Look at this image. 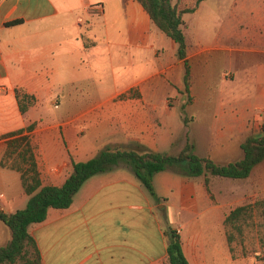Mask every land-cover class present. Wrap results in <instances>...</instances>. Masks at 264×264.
<instances>
[{
    "label": "crops",
    "instance_id": "1",
    "mask_svg": "<svg viewBox=\"0 0 264 264\" xmlns=\"http://www.w3.org/2000/svg\"><path fill=\"white\" fill-rule=\"evenodd\" d=\"M16 21L21 23L7 26ZM220 26L227 39L234 37L244 47L263 39L264 0H239ZM235 46L224 49L232 54ZM214 47L215 42L195 33L193 56ZM248 49L239 53L259 51ZM178 50L136 0H0V210H23L30 199L20 173L1 165L4 136L22 129L35 147L45 185H63L73 173L72 159L85 162L105 148L180 152L186 142H177L172 125L183 131L184 124H34L39 106L57 99L68 113L101 110L115 113L118 120L124 114L165 113L167 97L180 95L184 83L185 61ZM231 59L238 83L222 92L223 127L203 155L226 164L242 158L241 145L249 135H264V60L248 65ZM17 90L36 99L25 114ZM197 137H192L196 150ZM255 170L260 171L256 197L263 196L264 161ZM230 180L212 179L209 192L203 178L189 179L170 169L154 177L156 193L165 199L157 203L123 166L90 178L69 209H50L46 221L29 232L43 264H167L162 211L180 232L190 264H256L262 253L248 250L246 236H237L235 253L228 242ZM257 211L263 209L254 210L251 240L261 248L264 234L257 231ZM10 240V230L0 221V247Z\"/></svg>",
    "mask_w": 264,
    "mask_h": 264
},
{
    "label": "trees",
    "instance_id": "2",
    "mask_svg": "<svg viewBox=\"0 0 264 264\" xmlns=\"http://www.w3.org/2000/svg\"><path fill=\"white\" fill-rule=\"evenodd\" d=\"M149 14L153 24L168 38L179 46L178 57L185 61L184 84L186 91L190 89L192 68L188 53L193 46L184 30L185 14L196 12L200 4L207 0H195L192 8L181 9L174 0H136ZM20 21L8 23L7 26L20 24ZM20 111L25 114L34 105V96L17 90ZM33 128H27L30 131ZM25 129L7 134V148L1 161L2 167L17 171L21 175L23 191L30 197L27 207L14 213L6 214L0 210V221L10 230L11 240L0 247V264H43L37 241L30 234L29 228L34 224L46 221L50 209H69L74 198L83 185L93 176L114 171L120 167L129 168L140 180L157 202L160 198L154 187V177L170 169H175L189 179L203 178L208 191L214 178L244 180L251 176L254 168L264 161V135H249L241 149L243 157L227 164L216 163L210 157H202L195 151V145L187 138L184 148L178 154L153 151H137L127 149L105 148L94 158L77 162L72 159L73 173L61 186L45 185L36 159L35 147ZM264 207V200L254 205L236 207L225 220L228 242L232 253L234 243H238V235L245 233L247 227L253 229L254 210ZM264 216V210L262 211ZM243 222V223H242ZM242 223V224H241ZM258 231L264 232V223L258 225ZM168 236L167 264H190L183 248L180 232L171 225L166 228ZM243 242V240H240ZM262 261L264 263V235L260 239Z\"/></svg>",
    "mask_w": 264,
    "mask_h": 264
},
{
    "label": "rangeland",
    "instance_id": "3",
    "mask_svg": "<svg viewBox=\"0 0 264 264\" xmlns=\"http://www.w3.org/2000/svg\"><path fill=\"white\" fill-rule=\"evenodd\" d=\"M238 1L239 0H207L201 4L199 13L185 14L183 16L184 28L192 44L195 33L198 32L205 42H215V47L208 53L199 57L192 55L197 49L193 48V46L190 48L188 54V60L192 68L190 89L186 91L185 84L183 83L182 90L179 91L180 95L176 97H167L169 109L165 113L141 114L137 116V118L134 114H124L123 118L118 120L115 113H105L101 110L88 113H68L65 107L60 106L59 100L57 99L54 103L51 102L50 104H41V106H39V109L36 111L37 119L34 124H184L185 129L183 131L172 125L173 134L179 139L177 142L185 144L189 137L190 141L195 145V151L198 155H202V157L205 154L208 155V152L211 150L207 145L212 143L214 138L212 135H216L214 132L220 133L223 127V110L221 109L223 104L222 92L225 89L228 90L229 87L232 88L234 84L238 83V81L235 80L237 77L233 75L234 71H232V69H234V66L232 65L233 67H231V57L233 56L235 64H239L240 60H243V62L246 60L248 65H254L255 61L262 62L264 60V38L257 41H249L244 47L236 44L237 41H234V37L231 38V40L227 39L228 37H226L223 32L222 26H220V23L227 18V15ZM174 3H177L181 9H186L194 7L195 0H174ZM213 33L214 35L212 36ZM227 45H236L235 48L232 49L234 51L232 54L224 49V46ZM246 47L259 51L251 54L247 53L246 55H244V53H239L240 49ZM242 57L244 59H241ZM207 59L209 60L208 67V63L206 62ZM206 88H209L208 94L207 91H205ZM131 93L137 94L138 92L134 90ZM193 124L194 126L192 129ZM197 124H217V128L212 130L208 128L200 129ZM194 134L198 136L197 150L196 141L192 139ZM178 153L179 152H176V154ZM259 173L260 171L255 170L246 180L228 181L230 182L229 187L231 190L232 210L240 204H248L249 201L256 202L264 200V194L263 196L259 195L256 197V186H258L259 183ZM261 209L264 210V207ZM160 213L164 227L167 228L169 225L172 226L171 215H165L162 211ZM256 222H258V231V225L264 223L262 211H257ZM252 232V227H247L245 233L242 234L247 238L248 250L262 252L261 248L255 246L251 240L253 237ZM257 234L256 232V235ZM261 234H264V232L261 231ZM239 249L243 250L240 246ZM262 256L263 255L257 258L256 264H264Z\"/></svg>",
    "mask_w": 264,
    "mask_h": 264
}]
</instances>
